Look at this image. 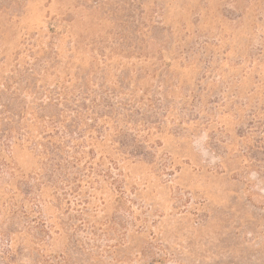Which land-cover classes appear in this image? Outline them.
<instances>
[{
    "label": "rangeland",
    "instance_id": "374dc122",
    "mask_svg": "<svg viewBox=\"0 0 264 264\" xmlns=\"http://www.w3.org/2000/svg\"><path fill=\"white\" fill-rule=\"evenodd\" d=\"M0 264H264V0H0Z\"/></svg>",
    "mask_w": 264,
    "mask_h": 264
}]
</instances>
